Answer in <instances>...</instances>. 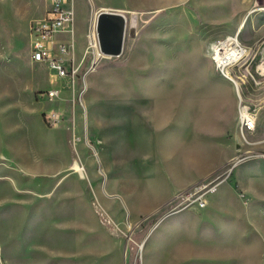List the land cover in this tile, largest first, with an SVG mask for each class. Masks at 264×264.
<instances>
[{
  "label": "rangeland",
  "instance_id": "1",
  "mask_svg": "<svg viewBox=\"0 0 264 264\" xmlns=\"http://www.w3.org/2000/svg\"><path fill=\"white\" fill-rule=\"evenodd\" d=\"M49 6L0 0V264H264V0H75L56 36L75 80L31 59L30 24ZM101 9L128 16L118 56L91 43ZM233 36L248 56L227 78L213 56ZM213 184L206 206L227 188L229 205L260 213L213 233L221 256L153 262V228L205 208L190 202Z\"/></svg>",
  "mask_w": 264,
  "mask_h": 264
},
{
  "label": "crops",
  "instance_id": "2",
  "mask_svg": "<svg viewBox=\"0 0 264 264\" xmlns=\"http://www.w3.org/2000/svg\"><path fill=\"white\" fill-rule=\"evenodd\" d=\"M226 83L229 85L230 92L233 91L231 93L234 107L232 116L237 119L235 115L236 96H234L230 82L226 81ZM231 128L233 129L234 126L232 125ZM227 132L226 129L223 131L224 134ZM230 191L224 188L217 196H213L203 209L172 213L162 218L148 235L145 244V249L149 251L152 261H160L163 257L181 260L193 255L205 257V259L221 256L216 248H221L223 245H220V242L215 244L213 233L217 236L224 235L239 222L252 220V216L261 211L255 205H249L243 209L229 205L228 200L232 201ZM171 196L172 190L160 195L159 199L150 206L162 204V201L168 200ZM193 230L196 232L195 235H193Z\"/></svg>",
  "mask_w": 264,
  "mask_h": 264
},
{
  "label": "built area",
  "instance_id": "3",
  "mask_svg": "<svg viewBox=\"0 0 264 264\" xmlns=\"http://www.w3.org/2000/svg\"><path fill=\"white\" fill-rule=\"evenodd\" d=\"M50 6L45 15L32 20L29 34L31 42V59L34 62L46 63L51 75L58 77L71 76L75 80L79 67L67 66L65 56L71 51L66 42H60L56 36L66 30H72L75 19V0H49ZM73 32V31H72ZM220 42L214 49V62L216 69L225 77L230 78L229 69L240 65L248 56V50L238 39ZM71 47V46H70ZM74 47V43H73ZM71 63V62H70ZM47 99L54 100L61 92L50 88L42 93ZM257 114L246 105L240 103L239 125L242 133L252 132L256 128ZM219 184L206 188L202 194L192 200L190 204L197 203L200 207L207 204V194L217 190ZM202 189V188H201ZM189 204V205H190Z\"/></svg>",
  "mask_w": 264,
  "mask_h": 264
},
{
  "label": "water",
  "instance_id": "4",
  "mask_svg": "<svg viewBox=\"0 0 264 264\" xmlns=\"http://www.w3.org/2000/svg\"><path fill=\"white\" fill-rule=\"evenodd\" d=\"M127 29L126 15L119 11L101 9L98 12L96 30L100 53L118 56L123 52ZM96 61L93 62L94 66Z\"/></svg>",
  "mask_w": 264,
  "mask_h": 264
},
{
  "label": "bare ground",
  "instance_id": "5",
  "mask_svg": "<svg viewBox=\"0 0 264 264\" xmlns=\"http://www.w3.org/2000/svg\"><path fill=\"white\" fill-rule=\"evenodd\" d=\"M97 16H98V14L94 18L93 27H92V30H91V33H90V40H91V43L93 44V46L95 47L96 56L97 55H102L100 53V49L98 47V37H97V30H96ZM126 18H127V21H128V16H126ZM240 28H242V24H241ZM236 38H237L236 36H233V37H230L229 40L236 41L237 40ZM230 78H232V76H230ZM236 83H237V81H236Z\"/></svg>",
  "mask_w": 264,
  "mask_h": 264
}]
</instances>
